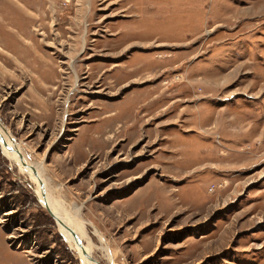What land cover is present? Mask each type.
<instances>
[{"label": "rangeland", "instance_id": "1", "mask_svg": "<svg viewBox=\"0 0 264 264\" xmlns=\"http://www.w3.org/2000/svg\"><path fill=\"white\" fill-rule=\"evenodd\" d=\"M0 119L97 264H264V0H0ZM36 187L0 145V264H82Z\"/></svg>", "mask_w": 264, "mask_h": 264}, {"label": "bare ground", "instance_id": "2", "mask_svg": "<svg viewBox=\"0 0 264 264\" xmlns=\"http://www.w3.org/2000/svg\"><path fill=\"white\" fill-rule=\"evenodd\" d=\"M172 70L173 67L169 71L172 72ZM0 145L4 154L8 158H10L13 163L18 165L21 171L30 175L31 178L37 183L36 195L39 201L43 206L50 209L55 214L56 219H60L61 230L66 239L68 240V244H70L71 249H74V252L80 257L79 259H81L80 261L82 262V264H97L98 262L91 258L94 243L92 241L93 239H91V237L89 236V231H87L88 225L86 221L81 217V206H79L78 204H74L72 206L73 209H68L66 208L67 206H64L61 197L59 195L55 196L53 194V191L49 187L48 178L45 176V174L43 175V173L41 172L43 171L42 162L32 163L31 161H29V159L23 156V150L20 149V145L13 139V136L4 126L1 119ZM94 230L103 239V236L98 230V228H94ZM85 244L86 249L84 248ZM102 247L105 249L108 257L113 260L114 255L110 247L107 245ZM101 251L103 250L101 249Z\"/></svg>", "mask_w": 264, "mask_h": 264}, {"label": "water", "instance_id": "3", "mask_svg": "<svg viewBox=\"0 0 264 264\" xmlns=\"http://www.w3.org/2000/svg\"><path fill=\"white\" fill-rule=\"evenodd\" d=\"M47 209H48V208H47ZM48 211H49V213L51 214V216H52L54 219H56L55 214H54L50 209H48ZM75 236H77V235H75Z\"/></svg>", "mask_w": 264, "mask_h": 264}]
</instances>
